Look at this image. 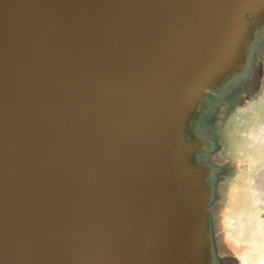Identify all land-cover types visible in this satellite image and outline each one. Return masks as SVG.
<instances>
[{"label": "water", "instance_id": "95a60500", "mask_svg": "<svg viewBox=\"0 0 264 264\" xmlns=\"http://www.w3.org/2000/svg\"><path fill=\"white\" fill-rule=\"evenodd\" d=\"M263 36L264 0H0V264H212L201 117Z\"/></svg>", "mask_w": 264, "mask_h": 264}, {"label": "rangeland", "instance_id": "374dc122", "mask_svg": "<svg viewBox=\"0 0 264 264\" xmlns=\"http://www.w3.org/2000/svg\"><path fill=\"white\" fill-rule=\"evenodd\" d=\"M218 106V113L201 117V131L213 141L207 157L217 168L206 179L212 184L209 226L220 256L232 264H250L255 252L228 249L235 245L223 242L220 234L228 231L241 242L264 237V36L252 53L247 74L224 92ZM229 215L233 224L227 229L221 217Z\"/></svg>", "mask_w": 264, "mask_h": 264}, {"label": "bare ground", "instance_id": "6f19581e", "mask_svg": "<svg viewBox=\"0 0 264 264\" xmlns=\"http://www.w3.org/2000/svg\"><path fill=\"white\" fill-rule=\"evenodd\" d=\"M219 110H220V106L215 105L214 108L212 107L213 113H218ZM208 138H209L208 140L210 141L211 136L209 135ZM210 143L212 144L213 141L211 140ZM211 160H214V157ZM245 212H247V211L245 210ZM246 214H250V213L248 212ZM248 216L249 215H246V217H248ZM221 218L224 219L225 226H227V229L232 227L233 217L231 215H229V217L222 216ZM215 225H216V223H215ZM203 231H204L203 234L206 237V240H209L211 248L214 251V252L213 251L211 252L212 264H232L228 258L220 256L219 253L216 251L215 245L213 244V240H212V231L207 230V229L203 230ZM228 233L229 232L227 231V232H222L220 234V238L223 240V242H225L227 244L235 245V247H230L228 249L235 248L233 250L238 251V250H241L242 248H244V250L255 252L256 257H254L252 259L250 264H264V237L262 238V241H258L256 239L250 237L251 239L241 242L238 238H235V236H232L230 234L228 235ZM237 233H238V231L236 230V232H235L236 236H237Z\"/></svg>", "mask_w": 264, "mask_h": 264}]
</instances>
